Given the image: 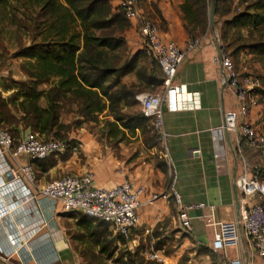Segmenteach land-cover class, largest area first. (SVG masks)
<instances>
[{"label":"crops","instance_id":"obj_1","mask_svg":"<svg viewBox=\"0 0 264 264\" xmlns=\"http://www.w3.org/2000/svg\"><path fill=\"white\" fill-rule=\"evenodd\" d=\"M109 1L113 11L117 12L124 0ZM135 1L158 25L165 42L186 49L187 55L178 69L176 81L185 85L188 91L200 94V107L176 109L164 103L165 134L158 133L165 151L164 159L155 152L156 144L146 143L142 129L108 123L116 122V119L106 98L103 101L108 107L94 112L97 118L93 120L85 119L79 110L63 112L61 121L70 125L68 139L75 143L69 155L61 154L48 167L47 161L33 163L27 156H21L19 163L33 164L39 186L67 174L91 175L92 185L104 188H113L126 178L131 179L136 186L144 188L137 226L130 238L123 241L113 234L109 223L87 218L83 213L81 216L68 214L59 204L35 190L31 201L19 203L13 213L0 219V264H99L100 259L108 261V258L109 264L111 254L121 248L135 250L151 236L183 228L178 205L171 194L172 186L181 194L185 204L203 203L204 207L189 210L191 229L183 230L188 234L191 248L187 247L185 256L184 250L169 254L161 248L151 253L156 262L227 264L229 259L237 257L243 264H264L253 248L252 239L242 228V187L254 172L242 149V135L229 132L224 126L225 113L236 109L239 101L228 88L222 64L214 61L220 45H224L219 17L215 16L217 33L209 23L207 32L194 37L182 9L185 0ZM231 17L225 16L223 20ZM129 22L130 26L120 33L126 46L122 64L134 59L136 68L120 76L118 85L113 88L126 86L136 94L147 92L145 90L157 92L162 84L149 86L146 78H153L154 64L159 65L147 53L141 22L136 19H129ZM193 40L198 43L189 47ZM239 63L240 73L258 81V86L250 90L252 103L242 121L248 120L264 133V93L261 91L264 80L250 74L258 68L263 71L264 59L243 51ZM157 76L162 79V73ZM45 85L44 89L50 87ZM121 106L126 114L142 112V105L135 96L134 104L123 101ZM149 124L153 125L150 118ZM110 129L113 132L109 133ZM252 159L254 166L264 172V152ZM261 181L264 183V177ZM154 194L158 195L156 199H153ZM253 203L264 204V198L254 197ZM213 220L238 223L242 233L238 248L225 252L213 250ZM10 238L15 239L14 244ZM144 252L142 249L140 255Z\"/></svg>","mask_w":264,"mask_h":264},{"label":"trees","instance_id":"obj_2","mask_svg":"<svg viewBox=\"0 0 264 264\" xmlns=\"http://www.w3.org/2000/svg\"><path fill=\"white\" fill-rule=\"evenodd\" d=\"M6 1L0 0V6ZM31 1L39 5V11L30 19L35 37L39 36L41 40L22 48L17 54L28 59L22 68L29 80L9 86L8 89H15L12 103L15 104L20 119L17 120V116L5 104H0V121L3 126L15 139L23 131L31 130L45 139L51 137L49 139L66 140L68 149L58 154L66 153L67 157L75 143L68 139L70 125L61 121L62 113L65 112L63 101L74 99L79 103L78 110L84 114L85 119L93 120L97 118L94 112L108 107L103 101L106 98L109 110L116 119V122L108 121L110 125L119 127L120 124L134 130L140 128L146 143L155 145L156 142H152V137L149 136L150 129L152 130L149 118L142 112H122L121 103L125 101L127 104H134L136 91L126 86L113 88L118 85L120 76L136 68L134 59L122 64V53L126 46L120 33L130 26L122 6L114 12L109 0ZM211 1L185 0L182 5L194 37L209 29ZM243 2L248 3L243 11L223 20L232 11L222 5L223 0L217 1L215 16L219 17L218 22L221 23V40L237 62L243 51L264 59V0ZM154 67L155 76L146 78L149 86L163 83L164 75L160 65L158 67L154 64ZM156 73H162V79ZM42 84H49L50 87L41 89L39 86ZM43 100L45 104H42ZM111 132L113 129L109 130ZM243 141V152L249 156L251 154L247 151V142ZM49 157L33 160V163L47 161L46 166H51L54 158ZM130 263L156 264L140 255L139 251L133 254Z\"/></svg>","mask_w":264,"mask_h":264},{"label":"built area","instance_id":"obj_3","mask_svg":"<svg viewBox=\"0 0 264 264\" xmlns=\"http://www.w3.org/2000/svg\"><path fill=\"white\" fill-rule=\"evenodd\" d=\"M121 6L127 18L141 22L147 53L157 61L163 71V83L157 92H139L135 98L142 105L143 114L152 120L157 132L164 136L165 102L176 109L200 107V94L188 91L185 85L176 81L178 69L187 51L174 43L165 42L158 25L135 0H124ZM196 43L198 40H193L189 47ZM214 61L222 64L228 88L239 101L236 109L225 113V128L229 132H239L249 146L264 152V133L258 131L248 120L242 121L252 103L249 99L250 90L258 86V81L250 75L240 73L223 44L214 55ZM68 147L66 140L44 139L31 130L23 131L15 139L0 121V219L13 213L19 203L31 201L36 190L54 204H59L64 212H81L95 220L107 222L115 236L129 239L137 226L138 209L142 205L140 196L144 193V188L136 186L131 179L126 178L113 188H104L93 186L91 175L67 174L39 186L33 164L19 163L21 156H27L31 160H43L52 154L65 152ZM169 162L172 165L170 159ZM171 194L178 205L182 227L190 230L189 210L204 207V204H185L174 186ZM157 197L154 194L153 199ZM254 197L264 198V183L257 173L244 182L242 187L241 221L245 234L252 239L253 248L264 260V204L253 203ZM211 225L215 228L212 242L214 251L225 252L240 246L242 233L237 222L213 220ZM10 240L14 244L15 239ZM227 264L243 262L236 257L229 259Z\"/></svg>","mask_w":264,"mask_h":264},{"label":"rangeland","instance_id":"obj_4","mask_svg":"<svg viewBox=\"0 0 264 264\" xmlns=\"http://www.w3.org/2000/svg\"><path fill=\"white\" fill-rule=\"evenodd\" d=\"M245 4L246 3L243 2V0H223L222 3L223 6L229 7V9H231L232 11L227 16H233V14L243 11L245 9ZM38 11L39 5L33 4L31 0H7L5 4L0 6V104H5L7 108L10 109L15 116H17V120L20 119V114L17 112L15 104L12 103L15 89L8 88L11 85H17L19 82H25L29 80L28 75L22 68V65L26 64L28 59L17 54L22 48L32 45L33 43L39 42L41 40V37H35V31L32 25L33 22L30 19V17H32L33 15L35 16ZM234 62L237 68L240 69V63L235 59ZM246 65L250 66L251 64ZM262 65L263 71H260V68H258L259 70L251 71L250 74H253V76L260 77L262 80H264V63ZM252 67L253 69H256L254 65H252ZM45 86V84H42L39 86V88L42 89L45 88ZM145 91L152 92L151 90ZM261 91L264 93V87L263 89H261ZM42 104H45L44 100L42 101ZM78 107L79 103L74 99H67L63 101V109L67 113L74 109L78 111ZM21 122L22 121H20V124H22ZM150 126L152 127L153 125L150 124ZM153 128L154 127H152V130L150 129L149 136L152 137V142H156L157 148L155 152H157L159 156H162L159 158L164 159L165 151L161 143V139L157 130ZM246 147L248 153L251 154V157L247 158L245 155V158L248 159L247 161L251 167V170L254 173L258 172L257 174L259 175L260 180H262V178L264 177V172L260 169V167L254 166V160L252 159L253 156L259 155L260 153H262V151L252 148L249 145H246ZM60 155L61 154H58V156L53 155L49 157V159L60 158ZM66 213L73 214L75 216L83 215L81 212ZM154 237H156L157 239L155 240ZM159 247L164 248L165 250H170L172 252H179L180 250H184L183 255H185V250L191 248V245L188 239V234L183 230V228H178L171 230L165 235L159 234L157 236H151L149 239L142 241L140 247L135 250L132 248L128 250H125V248H121L118 250V252H113L111 254V262L109 264H126L127 262H129V264H132L130 263V258L136 251L140 252L142 249H144L145 251L144 255L142 256H144L146 259L149 258L148 260L150 262L159 264L151 254L155 252ZM107 260L109 261V258ZM108 261L100 259L99 264H108Z\"/></svg>","mask_w":264,"mask_h":264},{"label":"water","instance_id":"obj_5","mask_svg":"<svg viewBox=\"0 0 264 264\" xmlns=\"http://www.w3.org/2000/svg\"><path fill=\"white\" fill-rule=\"evenodd\" d=\"M218 0H212L210 6V23L213 30L216 32V21H215V7ZM217 33V32H216Z\"/></svg>","mask_w":264,"mask_h":264}]
</instances>
